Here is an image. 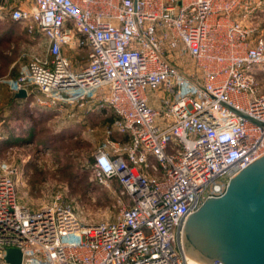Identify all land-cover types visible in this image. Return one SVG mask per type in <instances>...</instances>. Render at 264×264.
<instances>
[{"label": "built area", "instance_id": "2783aa9c", "mask_svg": "<svg viewBox=\"0 0 264 264\" xmlns=\"http://www.w3.org/2000/svg\"><path fill=\"white\" fill-rule=\"evenodd\" d=\"M6 2L0 21L35 28L46 43L10 90L60 126L110 113L88 166L126 203L112 221L83 223L59 196L20 203L18 181L2 174L0 264L10 248L20 264H188L187 217L264 154V34L251 26L264 2Z\"/></svg>", "mask_w": 264, "mask_h": 264}, {"label": "rangeland", "instance_id": "374dc122", "mask_svg": "<svg viewBox=\"0 0 264 264\" xmlns=\"http://www.w3.org/2000/svg\"><path fill=\"white\" fill-rule=\"evenodd\" d=\"M262 9L251 24L257 34H264ZM44 46L35 28L11 22L0 28V88L9 91L25 62L41 54ZM28 103L8 108L0 103V175L10 173L18 181V201L36 208L59 196L83 223L114 220L118 200L126 203V198L115 183L110 189L97 184L88 166L96 131L106 126L103 119L110 115L94 114L87 130L70 126L63 130L60 122L47 120L46 110Z\"/></svg>", "mask_w": 264, "mask_h": 264}, {"label": "water", "instance_id": "95a60500", "mask_svg": "<svg viewBox=\"0 0 264 264\" xmlns=\"http://www.w3.org/2000/svg\"><path fill=\"white\" fill-rule=\"evenodd\" d=\"M14 96L27 97L25 90ZM181 241L188 264H264V154L187 217ZM4 261L20 264V251L7 249Z\"/></svg>", "mask_w": 264, "mask_h": 264}, {"label": "crops", "instance_id": "0c3cea01", "mask_svg": "<svg viewBox=\"0 0 264 264\" xmlns=\"http://www.w3.org/2000/svg\"><path fill=\"white\" fill-rule=\"evenodd\" d=\"M6 3L8 5H16V4H18V5H22V4L23 5H30V3L28 2V0H7ZM9 22L14 23V22L10 21L8 18H5L4 20L0 21V28H3L4 25L6 23H9ZM45 47H46V43H45V46L42 48V50L43 49L45 50ZM37 55H39V54H37ZM84 56L85 55L83 53H81V55L79 56V61L80 62L84 61ZM14 95L15 94L11 90L5 91L4 89L0 88V98L2 100V101H0L1 105H4L6 107L7 106H14V107H16V105H20V104H23V103H26L27 102V100L16 98ZM46 113L47 114L45 116H46L47 120H50L51 119V122H53V124L57 123L52 118V116H53V113L52 112L46 111ZM94 114H96L95 116H97L99 118V117L103 116L104 113H100V114H98V113H87V114H84V115L83 114L82 115L79 114V116H78V118L76 120L69 121V122L65 123L62 126V128L64 127L63 130H65V129L69 128L68 126H70V127H85V129L87 130L89 128L86 127V125L88 126L89 120H90L91 117L94 116ZM107 115H110V119L109 120L103 119L104 120V125H106V126H108L112 122V120H111L112 119V117H111L112 115L110 113H107ZM56 125H58V124H56ZM105 127H103V128L101 127L97 131L95 130L96 131V135L98 134V136H96V139H95L96 140V144L94 145L93 151L97 148V146L99 145V143L103 139ZM69 129H71V128H69ZM92 133H93V131H92ZM114 137L116 139L120 140L119 139L120 136L114 135Z\"/></svg>", "mask_w": 264, "mask_h": 264}, {"label": "trees", "instance_id": "16d2710c", "mask_svg": "<svg viewBox=\"0 0 264 264\" xmlns=\"http://www.w3.org/2000/svg\"><path fill=\"white\" fill-rule=\"evenodd\" d=\"M112 117V116H111ZM112 120V119H111Z\"/></svg>", "mask_w": 264, "mask_h": 264}]
</instances>
